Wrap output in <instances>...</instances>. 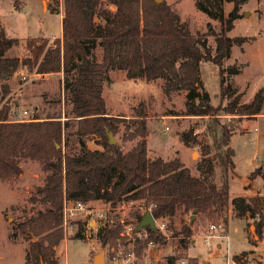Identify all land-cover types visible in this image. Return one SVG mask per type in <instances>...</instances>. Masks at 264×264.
I'll use <instances>...</instances> for the list:
<instances>
[{
  "label": "trees",
  "instance_id": "16d2710c",
  "mask_svg": "<svg viewBox=\"0 0 264 264\" xmlns=\"http://www.w3.org/2000/svg\"><path fill=\"white\" fill-rule=\"evenodd\" d=\"M228 1L234 5L226 15L215 11L210 3L199 2L202 10L219 18L223 24L215 52L208 45L207 33L191 34L166 1L110 0L115 6L112 10L101 0H49L51 11L63 13L62 37L51 45L47 40L30 37L27 40L30 54L25 57L7 55L18 40L7 35L0 20L1 99L5 100L10 94L9 81L21 67L41 74L64 72L71 112L78 123L76 133L81 138L97 134L104 145V149L66 153L64 133L69 119L65 122L59 117L14 119L8 100L0 108V179L18 175L23 158L38 160L47 173L43 186L38 188L44 210L19 223L21 233L29 241L28 263L39 264L41 260L57 263L54 247L65 237V201L89 204L102 200L116 204L143 200L155 219L173 215L181 208L186 213L196 212L212 220H223L224 225L232 205L237 217H259L264 223L263 197H230L227 177L235 167V151L230 144L236 127L221 125L217 119L210 121L208 131L213 136L215 152L211 154L208 144H200L203 156L197 164L198 175L179 158L149 157L148 130L143 116L135 120L138 126L130 133L140 138L127 152L117 144H110L107 138L109 132L116 133L120 129L122 121L119 116L108 114L103 95L104 82L109 80L111 69L126 70L128 77H137L136 72L140 71L141 77L147 80L163 78L166 92L188 91L185 115L214 117L218 108L213 106L204 88L200 63L210 60L220 67L221 94L230 95L231 86L226 84L223 62L230 56L232 46L244 37H231L227 32L241 16L240 7L245 0ZM97 43L104 50L102 61L92 58V48ZM231 71L236 73L237 69L232 67ZM238 99L235 96L230 100L224 111L256 116L264 109V86L250 102L239 103ZM189 133H181L186 145L200 143ZM217 166L222 168L220 184L216 182ZM262 176L264 178V172ZM142 217L139 215L133 226L137 256L147 244L162 243L166 239L158 229L149 226L134 231ZM184 229L186 235L192 233L189 225ZM123 230L121 222L101 228L98 233L102 246L117 247L119 241L125 239L121 236ZM138 233L143 235L138 236ZM257 233L262 237L261 223ZM77 237L83 236L78 233ZM114 255H111L113 259ZM248 255L249 251H242L235 254L233 260L237 264H249ZM168 264H176V258L170 256Z\"/></svg>",
  "mask_w": 264,
  "mask_h": 264
},
{
  "label": "rangeland",
  "instance_id": "374dc122",
  "mask_svg": "<svg viewBox=\"0 0 264 264\" xmlns=\"http://www.w3.org/2000/svg\"><path fill=\"white\" fill-rule=\"evenodd\" d=\"M101 1L105 7L115 9L110 0ZM165 1L177 11L181 25L191 34L207 33L208 45L215 52L223 24L219 18L202 10L199 2L210 3L215 11H223L225 15L234 3L228 0ZM49 3V0H0V20L7 35L18 40L7 55L25 57L30 54L27 46L30 37L47 40L49 45L62 37L63 13L51 11ZM240 14L227 34L244 38L232 46L230 56L223 62L226 84L231 86L230 95L221 94L220 67L210 60L200 63L204 88L209 92L213 106L218 108L214 117L185 115L187 90L166 92L163 78L147 80L141 74L128 77L126 70L111 69L108 72L109 80L104 82L103 95L108 114L122 118L120 129L113 133L116 138L113 144L119 145L123 152L130 150L140 138L132 137L130 133L138 126L135 120L143 116L148 130L149 157L179 158L194 175L199 174L197 164L203 156L200 144H208L211 154L215 152L212 148L214 139L208 131L210 121L217 119L221 125L236 127L230 144L235 151V167L227 177L230 197L264 198V109L251 117L224 111L235 96L239 103L250 102L264 86V0H245ZM92 51L93 59L103 60L104 50L100 44L94 45ZM232 67L237 69L236 73L231 71ZM20 72L27 78H22ZM66 77L64 72L41 74L21 67L9 81L11 92L5 100L1 99L0 84V108L8 100L14 119L59 117L63 122L69 119L64 133L66 153L104 149L99 135L81 138L76 133L78 123L72 115L70 95L64 86ZM184 132H192L190 136L200 143L186 145L181 139ZM20 166L22 170L18 175L0 179V264H31L27 262L29 241L21 233L19 223L45 208L38 188L43 186L47 173L38 160L23 158ZM215 176L220 184L221 167H216ZM87 206L94 212L85 211L70 219L71 227L64 231V239L54 247L56 264H94L95 256L102 251L104 264H168L170 256L176 258V264H237L233 256L242 251H249V264H264V223L259 217H237L231 210L232 205L227 211V223L217 230H212L211 224L223 220H212L199 214L191 222L193 213H186L181 208L173 215L156 219L157 229L166 239L162 243L147 244L140 256L135 252V236L128 231L147 210L143 200L116 204L96 200ZM118 222L124 224L121 233L124 241H119L115 248L102 246L99 230ZM260 223L262 237L257 233ZM186 225L192 229L190 235L184 232ZM78 233L84 238L77 237ZM142 235L138 233V236ZM39 264L50 263L41 260Z\"/></svg>",
  "mask_w": 264,
  "mask_h": 264
},
{
  "label": "built area",
  "instance_id": "2783aa9c",
  "mask_svg": "<svg viewBox=\"0 0 264 264\" xmlns=\"http://www.w3.org/2000/svg\"><path fill=\"white\" fill-rule=\"evenodd\" d=\"M22 75V78L26 79L27 76L22 74V72H20ZM26 112V111H25ZM87 211L89 214L93 213L94 211L91 210V208H89L87 206V203L82 202V201H65L64 203V222H63V226L64 229L66 231L67 228L71 227V223H70V219H75L77 217V215L79 213H83ZM224 226V222H218L211 224V229L212 230H217L218 228H222ZM133 233V227L129 228L128 234ZM210 236H208L209 238ZM207 238V240H208ZM203 264H207L206 262H204Z\"/></svg>",
  "mask_w": 264,
  "mask_h": 264
},
{
  "label": "water",
  "instance_id": "95a60500",
  "mask_svg": "<svg viewBox=\"0 0 264 264\" xmlns=\"http://www.w3.org/2000/svg\"><path fill=\"white\" fill-rule=\"evenodd\" d=\"M157 3H161L165 0H155ZM136 74H140V71H137ZM109 142L110 144H113L116 142V138L113 135L112 132H109ZM261 212L264 215V200L262 203V207H261ZM196 215V212H194L192 214V218H191V222L193 221L194 217ZM146 226H149L151 229L156 230L157 229V225H156V219L154 218L151 210H147L145 212V214L143 215L142 219L139 221V223L135 226L134 231H138ZM104 251H102L101 253L97 254L95 256L94 259V264H104V256H103Z\"/></svg>",
  "mask_w": 264,
  "mask_h": 264
},
{
  "label": "crops",
  "instance_id": "0c3cea01",
  "mask_svg": "<svg viewBox=\"0 0 264 264\" xmlns=\"http://www.w3.org/2000/svg\"><path fill=\"white\" fill-rule=\"evenodd\" d=\"M63 17V16H62ZM62 35V34H61ZM232 210V209H231Z\"/></svg>",
  "mask_w": 264,
  "mask_h": 264
}]
</instances>
